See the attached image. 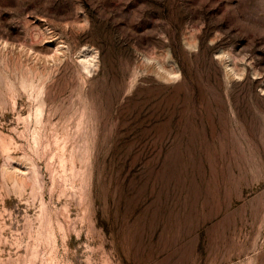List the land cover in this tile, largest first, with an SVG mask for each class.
Listing matches in <instances>:
<instances>
[{
	"label": "rangeland",
	"instance_id": "obj_1",
	"mask_svg": "<svg viewBox=\"0 0 264 264\" xmlns=\"http://www.w3.org/2000/svg\"><path fill=\"white\" fill-rule=\"evenodd\" d=\"M0 264H264V0H0Z\"/></svg>",
	"mask_w": 264,
	"mask_h": 264
}]
</instances>
